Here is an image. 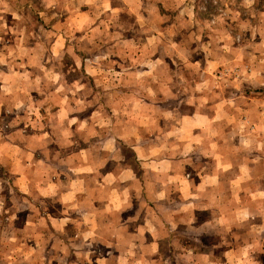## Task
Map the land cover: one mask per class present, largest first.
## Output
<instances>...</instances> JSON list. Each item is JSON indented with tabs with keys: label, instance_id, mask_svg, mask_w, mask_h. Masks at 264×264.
<instances>
[{
	"label": "crops",
	"instance_id": "0c3cea01",
	"mask_svg": "<svg viewBox=\"0 0 264 264\" xmlns=\"http://www.w3.org/2000/svg\"><path fill=\"white\" fill-rule=\"evenodd\" d=\"M79 1L64 37L53 7L42 55L0 46V264H264V117L240 118L263 108L184 58L203 46L187 0ZM103 26L146 40L114 42L108 75L64 39ZM247 73L253 88L264 78Z\"/></svg>",
	"mask_w": 264,
	"mask_h": 264
},
{
	"label": "rangeland",
	"instance_id": "374dc122",
	"mask_svg": "<svg viewBox=\"0 0 264 264\" xmlns=\"http://www.w3.org/2000/svg\"><path fill=\"white\" fill-rule=\"evenodd\" d=\"M84 3L85 1L79 0H0V46L4 44V47L7 46L9 49L11 47L17 49V46L23 43L27 45L21 46L42 55L43 52H46L47 46L53 38L49 32L45 31L46 29L48 31V25L54 20V15L51 12L53 7L58 5L57 8H60V16L57 18L58 28L60 35L64 37L65 33H72L74 27V20L71 19L72 24L66 23L64 14L74 8L76 4L78 7V5ZM186 3L188 4L185 7L190 11H194L192 14L196 16L197 26L201 28L202 35L200 32L198 42H202L203 46L202 48L201 46L198 47L197 50L193 48L185 50L184 58L187 62L193 61L194 58H201L204 65L206 61L212 62H209L207 68L213 66L211 71L214 80L212 81L213 88L216 86L221 91L220 95L222 92H229L231 87L236 88L235 95L244 97L242 99L247 102L251 100V105L256 109L263 108L262 111L255 114L247 112L245 115H241L242 121L262 120L264 107L259 106V104L264 102V78L260 84L253 88L247 85L242 77L249 74L247 73L249 70H253L260 78L264 76V65L259 63L264 58V48L257 47L258 40L263 38L262 32H264V28L257 26L260 18L259 11L261 7L263 10L264 0H245V2L244 0H187ZM90 9L94 16H98L99 6L97 2H91ZM40 10L46 13L44 17L41 16ZM254 11H256L259 18H252L254 23L251 26L243 27L240 20L244 17L247 18ZM176 22L178 23V21ZM122 32L121 28H116L115 31V26L108 32L106 27L103 26L101 32L96 31L88 34V31H82L64 39L66 41L71 40L69 42L74 45L73 50L76 56H90L91 61L95 62L91 65L92 70L96 69V71H102L108 75V73L116 72L120 67V64L115 63L107 56L113 50L111 45L114 42L119 40L123 42L136 40L143 42L145 40L144 34L137 32L136 29ZM161 38L164 40L165 36L162 35ZM173 38L176 37L173 35ZM59 40L63 43L62 38ZM84 46L92 51H83L82 47ZM24 50V48H21L16 53ZM66 56L65 48L60 49L59 60L62 58L66 60ZM147 56L146 51L141 52L142 59L147 58ZM58 67L60 68V65ZM69 70H71V64L63 61L61 73H67ZM57 72L60 73L59 70ZM189 72H194V68L191 67ZM78 74L77 71L73 72V81L76 85L83 81V78ZM65 81L62 78L61 83L59 82L60 86H63ZM86 82L88 84V80ZM98 84V82H95L96 87L99 86ZM155 85L157 84L155 83ZM160 85L163 88L164 83ZM79 86L82 87V85ZM107 99L109 100V97ZM121 99L124 100L125 97L122 96ZM96 101V97L92 98L91 105ZM240 102L244 105L243 100H240ZM107 110L108 112H102L101 115L110 118L112 114L109 108ZM1 175L0 172V179H3Z\"/></svg>",
	"mask_w": 264,
	"mask_h": 264
}]
</instances>
